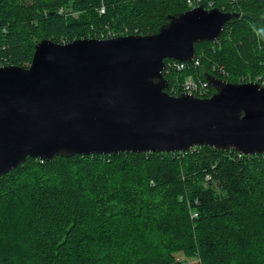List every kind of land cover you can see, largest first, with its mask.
I'll list each match as a JSON object with an SVG mask.
<instances>
[{
  "label": "trees",
  "instance_id": "16d2710c",
  "mask_svg": "<svg viewBox=\"0 0 264 264\" xmlns=\"http://www.w3.org/2000/svg\"><path fill=\"white\" fill-rule=\"evenodd\" d=\"M200 4L233 16L182 68L164 59L165 91L191 76L208 97L205 73L264 85V0H0V66L27 67L44 38L151 35ZM0 264H264V153L26 156L0 176Z\"/></svg>",
  "mask_w": 264,
  "mask_h": 264
},
{
  "label": "water",
  "instance_id": "95a60500",
  "mask_svg": "<svg viewBox=\"0 0 264 264\" xmlns=\"http://www.w3.org/2000/svg\"><path fill=\"white\" fill-rule=\"evenodd\" d=\"M233 16L197 5L151 35L41 39L27 67L0 66V176L26 156L187 151L264 153V85L205 73L208 97L165 91L164 59H194Z\"/></svg>",
  "mask_w": 264,
  "mask_h": 264
},
{
  "label": "built area",
  "instance_id": "2783aa9c",
  "mask_svg": "<svg viewBox=\"0 0 264 264\" xmlns=\"http://www.w3.org/2000/svg\"><path fill=\"white\" fill-rule=\"evenodd\" d=\"M173 66L177 69H180L184 66V61H175L172 63ZM207 83L206 81L201 80H194L193 77L188 76L184 79V81L181 84V88L184 92L187 93H193L196 96L202 97L205 94H203L206 91Z\"/></svg>",
  "mask_w": 264,
  "mask_h": 264
},
{
  "label": "rangeland",
  "instance_id": "374dc122",
  "mask_svg": "<svg viewBox=\"0 0 264 264\" xmlns=\"http://www.w3.org/2000/svg\"><path fill=\"white\" fill-rule=\"evenodd\" d=\"M201 5V4H200ZM195 6H197V5H192V8L193 7H195ZM99 9H102L101 11H103L104 9H103V7H101V8H99ZM4 66V65H3ZM194 80H196V81H198L199 79H194ZM201 81H203V80H201ZM256 82H258V81H256ZM262 82V81H261ZM259 83V82H258ZM263 85V84H262ZM182 92H184L183 90H182V88H181V92L180 93H182ZM179 93V94H180ZM187 93V92H186ZM191 94H193V93H191ZM175 95H178V94H175ZM203 97V96H202ZM192 262H193V260H192Z\"/></svg>",
  "mask_w": 264,
  "mask_h": 264
},
{
  "label": "bare ground",
  "instance_id": "6f19581e",
  "mask_svg": "<svg viewBox=\"0 0 264 264\" xmlns=\"http://www.w3.org/2000/svg\"><path fill=\"white\" fill-rule=\"evenodd\" d=\"M185 62V61H184Z\"/></svg>",
  "mask_w": 264,
  "mask_h": 264
}]
</instances>
